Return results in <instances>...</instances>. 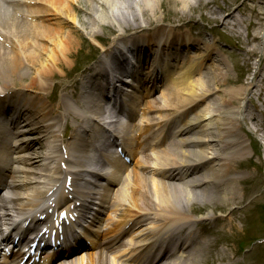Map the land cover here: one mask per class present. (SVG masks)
Wrapping results in <instances>:
<instances>
[{
  "label": "bare ground",
  "instance_id": "6f19581e",
  "mask_svg": "<svg viewBox=\"0 0 264 264\" xmlns=\"http://www.w3.org/2000/svg\"><path fill=\"white\" fill-rule=\"evenodd\" d=\"M85 1L89 2L88 6L85 4L87 8L86 10H82V6L76 8L79 3L83 4V1L81 0H24L23 4H25V9H23L22 13L18 12L16 17L6 11L1 13L0 21H5L0 23V80L2 82H7L6 80H9V76L7 75L15 77L16 74L20 73L21 76H19L20 78H17V80L26 83L25 79L27 78V75H29L27 78L29 84L26 83V85H24L15 82V84L10 83L0 86V93H5V91L2 90V87L4 90H25L27 87H30L35 90L36 94L43 95L42 93L47 91L46 88L49 83L48 75H52L54 70H57L58 72L64 67L68 68L69 61L64 62L63 58H65V56L68 57L70 50L76 46L73 41V39H75L74 34L70 30L61 31V29H66L61 23H58V28L55 32L49 31L46 27H39V23H49V21L52 20L55 22L62 20L65 23L73 25L75 28L77 25H81L87 29L89 28L85 33H88L90 38H97L101 33L97 34L96 31L110 28V26L116 27V30L126 32L127 30L123 27L125 26V22L120 21L119 18L131 15V13L139 14H132L131 17H127V20L125 21L135 18L137 15L139 19H145L143 21H148L151 18L154 20L153 17L158 10L157 2H159V0H138L137 3L135 0ZM172 1L181 6L179 7L180 10L177 14L178 17H180L179 19L191 16L195 6H199V2H202V0ZM3 4H8L7 0H0V6H3ZM207 4L208 3H206V5ZM192 5H194L193 9H191ZM134 6H137L136 10H132L135 9ZM83 14L85 15L84 19L83 17L80 18ZM253 14L255 15L254 12ZM258 15H260V12H258ZM222 16L223 14L219 13L210 19L216 23H220L224 17ZM226 18L227 17H224V19ZM37 20L38 22H36ZM238 24L239 23H236V25ZM51 25L56 26L55 24ZM254 26L259 33L255 30L254 35L251 37L253 40L258 38L257 36L260 34V28L264 25L254 24ZM24 27H29V29L26 30ZM26 31L29 32L27 33ZM161 35L162 39L160 44H166V46H169L166 51H169L167 55H170V58L165 57L163 59L165 60L164 63H174L173 61L179 57V53L176 51V48L171 46V34L165 36L161 33ZM176 35L177 34L174 32V36ZM93 38L92 41H94ZM144 38L146 39L143 40L154 45L155 36H146ZM43 41L48 43L46 47L42 46ZM263 44L264 37L261 38V43L259 44L262 52L264 50ZM32 45L38 47V49H33ZM124 45L126 44L123 43L119 49H113L106 58L98 62L95 68L89 70V73L92 74H90V77H88L83 85L87 89L81 91V94L80 96H77L76 101H73L71 98L68 99L67 97H62V100H60L55 106L56 111L53 110V105L51 103L48 102V108L45 103L41 102L35 116H33V111L31 110L21 111L16 109L8 118V121L12 126L17 124V120H23L26 122L25 127H28L27 133H29L28 135H31V138L25 140L19 139V144L18 141L15 140L11 145L8 144V142L5 143L7 147L4 148L5 153L0 154V177H3L5 180H0V185L5 186V190L9 191V189H11V191L6 194L7 197L11 195L8 201H6L5 197L2 198V220L8 221L11 217H22L32 224V212L41 210L42 207L46 206L47 202L49 204L46 208H54L55 210L58 208L62 210L67 208L66 206L69 207L70 205H74L76 201L75 199L70 200L67 198V195H62L65 190L64 182L66 179L72 180L73 188L78 190L76 193L74 190L71 195L73 196L75 193L78 201L84 200L86 198V193L84 194V191L81 192V185H79L80 181L84 179H80V176H83L86 171L88 172L90 170H87L86 168L85 173H83L84 171L82 169L85 167L83 164L87 163L86 165L91 166L93 164V161L89 160L92 158L89 154L92 153L91 151L96 146V134L105 131V128L101 129V126L103 124L104 126H107V130L111 133L110 128L114 127L116 123V121H105L107 119H105L103 115H105L106 112L99 108L98 102L101 103L100 100L102 98L107 102H111L113 97H115L113 102L117 104L116 93H119V97L121 98L119 100L120 103L128 109L127 114L133 117L132 113L134 112L136 103L142 98L143 101L149 99V101L145 102V109H143L142 113H140L139 116H135L138 118L135 128H137L141 138L145 140L149 138L152 145H154L152 148L145 149V147L138 142L139 146L135 154V168L137 171H135L134 174L138 179V183L134 184V187L135 189L139 187L140 191L146 195L147 202L146 200H140L142 203H146V205H143L144 203L142 205L135 204V199L138 197H135V195L130 193L131 183L128 179L129 176L125 170L126 168L121 163L117 161L115 162L116 158L113 155L107 154L108 156H104V158H107L110 163L113 162L111 163L113 167H116L115 171L110 172L114 178H107L109 182L115 180L116 183L114 186L112 184L108 185L109 188L114 187L107 203L108 222L113 221V218L110 215H113L119 206H123L122 204L127 199L131 201L133 208L137 211L136 214H138L136 217L137 220L133 226L135 227L136 225L145 222V226H148V229L146 227L144 231L148 230L149 232L143 241L141 239L140 243H134L137 239L132 238L127 245L123 248H119L117 254L112 255L109 258V261L110 264H124L121 259L124 255L130 259L131 256L138 255L136 257L138 261L141 256H145L152 261L155 257H159L163 254V252H167L162 256L163 262L159 261L157 264H191L186 261L182 262L178 259L181 258L180 255L184 256V253L191 248L190 246H184L181 248L179 243H174L172 247H169L165 244L160 245V243L162 242V237L167 235L172 236V234L177 231V233H179L183 224L190 225V223L194 222L184 220L182 223H179V220L175 219L174 221L167 223L169 225L164 227L159 224L156 225L151 218L148 219L154 205L153 201L158 203L157 206L160 204L171 203H184L189 205L195 202L194 200H196L197 196H203L202 194L207 196H214V194H217L220 200H223L224 202L227 201L229 195L226 192L224 194L223 192H220L219 188L223 187L225 190L227 184H224L223 181L227 180L229 192L231 194L233 193L234 189H232V185L236 181L228 179L231 174V169L232 167H235V165H238L237 163H242L247 158L246 146L243 145L245 139H243L244 137L238 133L240 129L236 122L240 120L239 117L243 112H246V119L254 124L255 132L262 134L264 140V105L262 106V110L257 109L254 105L251 107V104L247 106L245 104L243 105V108H230L222 113L223 117H221V112L216 114L218 111L214 107L220 104L217 99H212L210 105L205 108L202 107L203 104L200 102L202 101L204 94L210 96L211 94L217 93V89H219V86L222 84L220 80L223 79L221 76L223 75L222 70H224V67H222L223 64L218 59L217 60L221 65L218 64V68L214 69V71L218 73L215 74L209 71L205 77L202 75L197 77L196 75L199 73L195 75L200 64L198 63L195 68L192 69V59L187 65L183 62L180 63L181 69L178 68L177 74L174 75L170 72V64L168 66L165 64L162 67L163 73H165V76L166 72L172 75L169 80L162 82L160 85L163 91L159 94L161 95L159 100L154 99L149 82L142 84L144 79L149 78V74H140L137 70V65H135L133 75L136 80H131L134 87L126 90V92L122 94V83L120 79L121 75L127 73L125 65L123 64V56L125 54ZM90 48H92L91 45ZM131 48L138 54L141 52V47H138L136 44H132ZM211 54L212 53L209 52L206 54V57L208 58ZM254 54L255 53L251 52L250 56ZM148 55L150 56L149 53ZM131 56L133 57L132 54ZM138 58H141V56ZM14 59L17 60L18 63H16ZM158 59L160 61V59L162 60V57H159ZM13 60L15 63H13ZM79 61L80 59L77 63H79ZM65 63L67 66H65ZM52 64H56L57 68ZM23 65L24 69L20 68ZM59 66L61 69H59ZM110 66H113L114 68L112 67L111 69ZM73 67H76V65L73 64L72 68ZM151 67L154 68L155 63H153ZM5 68L7 69V75L3 76L1 72L4 71ZM18 68H20V70H18ZM8 71L10 74H8ZM187 71H190L193 75H189ZM149 72L150 71L147 73ZM259 73L260 72L258 71L254 73L253 78L256 77L259 81L256 82L254 79L256 83H250V88L242 87L239 89L231 88V90H223L225 95L223 94L224 96L221 97L220 100L226 98L222 102L226 104L229 102L228 104L232 105V103H235L238 99L240 100V98L243 100L244 97H252L253 95L260 99L264 94V72L263 74ZM109 77L113 80L112 83L109 82ZM79 79L80 78H78V81ZM94 81H96L95 84L92 83ZM252 87L255 89L253 93L250 91ZM64 88V90L68 89L67 86ZM147 89H149L148 93ZM141 91L143 93H140ZM228 96H231L232 98L227 101ZM42 97L43 96H41V99ZM82 98L83 101H79ZM249 100H251V98H249ZM6 103L8 102L3 100L0 108L7 107ZM195 103L197 105H194ZM121 104H119L118 107L123 109ZM29 106L32 108L31 104ZM183 106H187V108L181 111L182 114L179 115L178 119L188 118L189 116H195V118L189 122H184L182 127H179V130L176 132L179 144H175L169 142L170 138L166 137L165 130L162 127L166 128V126H168V128H172L176 126L177 123L176 121H170L165 112ZM200 108V112L195 114ZM111 114H114V112ZM5 115H9V113H6ZM0 116H3V114H0ZM109 117H111L110 119H114L115 115H109ZM62 119L72 120V123L74 124L75 121L77 123L73 128L75 133L73 140L71 141L74 145L70 147L71 149H74V153H76L77 156L72 160H66L62 156H58L60 154V148L55 145V143L60 141L58 136L59 129H55L59 127L58 124ZM90 121L92 124H90ZM42 123L49 124L44 126ZM114 128L120 134L123 133L121 128L117 126ZM125 129L130 133L135 132L133 125L130 123ZM2 132L3 131H0V135ZM33 135H36L34 137L35 140L28 142L29 139H32ZM124 140L123 145H128V137H125ZM35 144L38 146L33 147ZM98 145L104 149L102 145ZM44 147L47 149L48 153H42V148ZM35 148H38V150ZM102 155L101 152L99 156ZM50 162H53L55 166L50 168ZM191 165H195L197 169H199L198 177L195 179L196 181L194 183L195 186L202 188V194H192L188 191L185 192L176 185H170V182L165 179L166 174L170 171L181 169V167H191ZM41 167H44V170L46 171L45 175L41 174L38 175V177L27 179L26 175L29 170H40ZM77 167L79 168V171H77ZM27 168H29V170H27ZM149 173H152L155 182L156 176L162 181L158 184L161 185L162 188L159 187L158 189L157 186H155L154 193H151L150 190L148 191L146 178H144L145 174ZM91 178H93V176H91ZM37 179L40 180L43 185L28 186L30 183H41ZM101 181H104V179ZM100 187L103 189L102 185ZM98 194H101V192H98ZM118 196L122 198L121 205H118V202H116ZM61 203H63V205H60ZM99 204H101V202H99ZM45 212H47V210L44 211V213ZM82 213L83 211H80V217H84ZM156 220H158V218ZM165 220L169 221L168 219ZM3 222L5 221L0 222V224H3ZM123 228L124 226L122 225L120 229ZM71 230L72 232H75V230L82 232L81 229L77 227L72 228ZM149 233L151 234V237L149 236ZM155 234L160 235L155 236ZM138 236L139 235H135V238ZM188 241L194 243L192 237H189ZM155 245L158 246L155 247ZM174 247H176V249H184V251H181V253H179L180 255H176L173 252ZM149 252H151L150 256ZM169 254L175 255L171 256ZM99 257L104 258V255L100 253ZM83 259L84 258L77 259V261L72 264H80V261Z\"/></svg>",
  "mask_w": 264,
  "mask_h": 264
},
{
  "label": "rangeland",
  "instance_id": "374dc122",
  "mask_svg": "<svg viewBox=\"0 0 264 264\" xmlns=\"http://www.w3.org/2000/svg\"><path fill=\"white\" fill-rule=\"evenodd\" d=\"M81 1H83V4L79 3V5H77L76 8L79 6H82L81 9L86 10L87 8H86L85 4H87V6H88L89 2L85 1V0H81ZM135 1L137 3L138 0H135ZM175 3L176 2H174L172 0H170V1L169 0H159V2H157L158 10L156 11L157 13L153 17V19L156 22H161V23H156V24L163 25L164 23H166V24H170V25L174 26V25H180V24L185 23L184 21H178L179 19H177L178 18L177 14L179 13V10H180L179 7H181V6L179 4H175ZM94 4H96V3H94ZM193 7H194V5H192L191 9H193ZM134 8L135 9H132V10H136L137 6L136 7L134 6ZM195 8L192 11L193 16H190L189 18H193L190 20V22L196 21L198 24V23H201L202 22L201 19L204 20V18H203V15H201L200 12L197 11L196 6H195ZM3 11H5V10L3 8H1L0 9V15ZM132 14H139V13H131V15ZM131 15H128L126 17L122 16L119 18L120 21L125 22V26H123L124 29H131V28H135L134 26H139L138 24H135L134 22H140L141 24L142 23L147 24V22H149L150 25H152L154 22V20H152V18L149 19L147 22H141L142 20H145V19H143V18L139 19L138 15L135 18H131L130 20L125 21V20H127V17H131ZM148 15H150V14H148ZM84 16L85 15L83 14L80 16V18L83 17V19H84ZM45 18L48 19L47 17H45ZM263 18H264V16H263ZM196 19H198V20H196ZM58 23H61L63 25V27L66 28L64 30L61 29V31H67V30L69 31L70 30L74 34L75 39H73V41H74V44L76 46L70 50V52L68 53V57L65 56V58H63L64 62L69 61L68 68L64 67L61 69V67L59 66V69H61V71L57 72V70H54L52 72V75H48V82L49 83H48V87L46 88L47 91L44 94H46L47 96L48 95L49 96L50 95L51 96L57 95L56 99H58V97L61 96V90L64 87H66V86L73 87L72 83L77 76L76 73L78 72V69L80 67L79 65H83L87 61V59L89 58V54L90 55L93 54V56H95L94 54H96V53L98 54L97 51H99V48H98L99 44H102V46L107 47L108 45H110V41L114 40V38H116V37H120L122 34L121 31H114L116 27L110 26V28H106L104 30L96 31L97 34H99V33H101V34H99V36L97 38H93L91 36L94 39V41H92V38H90L88 36V33H85V31H88L89 28L87 29L85 27H82L81 25H77V27L75 28L73 25H71L69 23H65L62 20H58L56 22L52 20V21H49V23H47V22L42 23V26H40V27L41 28L46 27L49 31L55 32L56 29L58 28ZM51 24H55L56 26H53ZM71 42H72V40H71ZM97 43H99V44H97ZM47 45H48V43H45L44 41L42 42V46L46 47ZM90 45L92 46V48H90ZM257 45H258V42L253 43L252 48L257 49V51L260 53V51H262L261 47H259V46L257 47ZM32 47H33V49H36V50L38 49V47H36V46L32 45ZM91 50H93V52H91ZM226 51H228V54L225 57V60L227 62L226 68L228 71V75H224L226 78L224 79L223 85L225 87H223V88H228V89L242 88V87L246 86L247 80H245V77H246L247 72L251 71L252 68L250 65L247 64V62H245L246 60L244 57L239 59L238 56H235L236 54H238V52L236 50L230 49V51L229 50H226ZM79 59H80V61H79L80 64L77 63ZM14 60H13V63H15V62L18 63L17 60H15V62H14ZM255 62H256V60H255ZM73 64H75L76 67L72 68ZM52 65H54L56 67V64H52ZM65 66H67L66 63H65ZM20 68L24 69V65L21 66ZM20 68H18V70H20ZM6 71H7V69L5 68V70L2 71L1 74L3 76L7 75ZM8 74H10L9 71H8ZM42 75H44V74H42ZM7 76H9V80H6L7 82L4 81L5 83L0 80V86H4V85L10 84V83L15 84V82H19V83H22L25 85H26V83L29 84L27 82V80H28L27 78L29 75H27L26 79L23 77L25 79L26 83L24 81L17 80V78H20L19 76H21L20 73L16 74L15 77H13L11 75H7ZM37 81H38V79H37ZM223 88H221L222 91H223ZM71 91H75L78 94L77 88L70 89V92ZM29 94H31V93H29ZM70 94H72V93H70ZM223 94L224 93L222 92L221 95H217L216 97L221 98L225 95V94L224 95ZM228 99H229V96L227 97V100ZM254 103L258 107V109L260 110V104L262 102L261 101H258V102L254 101ZM234 104L237 105V103H234ZM246 105H248V104H246ZM239 106H240V102H239ZM228 108H229V106L226 105V103H222L220 106H216V109L219 112L225 111ZM69 122L71 123V121H69ZM237 123H238L239 129H240L239 132L247 131L250 127L253 126V124L246 119V113H244L243 120L237 121ZM61 129H63V127H61ZM256 138L259 140L258 136ZM247 143H248V141H247ZM129 146H133V147H131V149H135V143H131V144H129ZM249 150L251 151V149H249ZM260 155H261V165L257 164V163L254 164L252 162H245V164L240 166V167H238L239 164H238V166H235L234 173L236 170H238L240 172V175L243 176V178H244V179L240 178V180L237 179L238 182L235 185V189L237 190L238 193H236L235 196H234V192L231 194L229 192V189H227L226 193L229 195V198L225 202L224 201L220 202L218 200V198L214 197V198H209V199L204 200L203 203L201 201L193 203L194 205H197V206L201 205V207H202L201 212L199 209H197V210H196V208L193 209L194 213H196V214H198V213L204 214L205 212L206 213H208V212L212 213L211 219L214 222H215V220H217L220 223V225L222 223H224V221H226V219L228 217V215L226 213L227 204L229 206V209H231L232 211L238 212L239 215L237 218L236 225L239 229H242V227L245 226V229L243 230V232H244L245 238L248 239L247 243L245 244L246 247H249V244L251 243L250 241L264 236V223H263V220H261V216H262L264 209L262 211L258 210L257 212H255L252 209L255 206V204L258 203L259 200L263 201V203H264V152L261 151ZM128 172H129L128 175L130 176V179H132V176L134 175L133 170H129ZM254 186H256V187H254ZM147 189H148V191L151 189V192H153V189L151 188L150 182L147 186ZM241 189L245 193L249 191L250 195L246 198V200L243 203L239 204V198L242 196L241 195V193H242ZM140 194H142V193H140ZM141 197H143V194L141 195ZM231 197L233 198L232 200H231ZM143 200H146V202H147L146 197ZM153 202H154V205L152 207L151 213H156L158 215L160 214L159 216L160 217L162 216V217H161L159 222L162 221L164 223L171 222L172 219L175 218L177 213L182 214L181 212L183 211V209L186 210V208H187V205L184 203L182 205H181V203H171V204H160L159 206H157L158 203H156L155 201H153ZM219 203H227V204L225 206H220ZM144 204H146V203H144ZM236 205H238V206H236ZM176 206L178 209L176 208ZM123 209H125V208H123ZM225 213H226V215H223ZM126 214L127 213H125L124 210H121V211H118L115 215L117 217H119L120 220H126V219H128V216ZM165 219H168L169 221H167ZM258 219H260V224H262V225H260L258 231H253L251 223L254 220H258ZM212 233L217 235L216 232H212ZM219 233H220L221 239L223 240V239L229 237L230 235L234 236L235 235L234 233H237V232L227 231V232L221 233V230H220ZM201 239H202V234H201ZM255 250H258L257 251V257L260 260V264H264V243L257 245L255 247ZM206 258L207 257H204L203 259H206ZM84 260H85L84 264H89V260H86V258H84ZM252 261H253V259L250 257L247 260L246 264H250ZM199 263L205 264L203 262H199ZM206 264H209V263H206Z\"/></svg>",
  "mask_w": 264,
  "mask_h": 264
}]
</instances>
